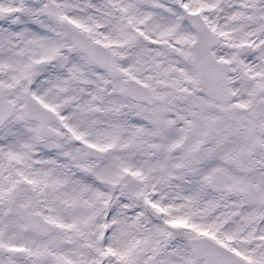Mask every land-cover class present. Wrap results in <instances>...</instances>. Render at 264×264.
Instances as JSON below:
<instances>
[{"label": "snow or ice", "instance_id": "snow-or-ice-1", "mask_svg": "<svg viewBox=\"0 0 264 264\" xmlns=\"http://www.w3.org/2000/svg\"><path fill=\"white\" fill-rule=\"evenodd\" d=\"M0 264H264V0H0Z\"/></svg>", "mask_w": 264, "mask_h": 264}]
</instances>
